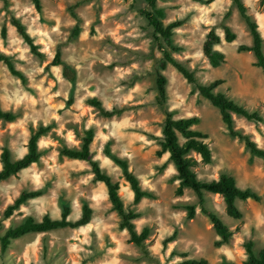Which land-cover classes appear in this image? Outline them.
I'll list each match as a JSON object with an SVG mask.
<instances>
[{
  "label": "rangeland",
  "instance_id": "rangeland-1",
  "mask_svg": "<svg viewBox=\"0 0 264 264\" xmlns=\"http://www.w3.org/2000/svg\"><path fill=\"white\" fill-rule=\"evenodd\" d=\"M243 1L264 37L262 0ZM41 2L43 10L39 13L32 0H0V51L12 57L26 78L24 82L0 62V104L17 114L11 122L0 119V169L4 147L9 148L14 160L22 158L28 152L32 130L49 128L39 141L41 160L0 182V264H182L186 258H205L208 264H242L248 259V241H254L258 254L264 248V159L252 154L243 140L229 134L220 110L171 64L162 70L168 79V100L164 106L158 104L157 76L163 55L143 13L146 1ZM159 3L166 12V23L184 21L174 35V42L183 49L175 55L196 72L198 80L210 84L223 79L218 92L260 112L261 122L238 114L234 118L236 128L250 134L264 148V71L255 65L253 52L239 51L240 45L253 44V36L238 6L233 0ZM73 12L80 16L79 22ZM12 16L27 26L43 56L31 51L12 24ZM4 25L8 29L6 37L2 35ZM77 25L80 31L75 35ZM225 25L237 33L235 41L226 40ZM212 29L222 37L215 48L226 56V62L219 66H213L203 51ZM58 50L75 72L74 81L64 75L63 65L52 63ZM94 98L101 100L106 109L127 110L106 117L90 103ZM167 110L176 118H201L193 128L209 135L213 162L206 164L194 153L198 159L194 169L200 179L213 180L227 173L241 188L259 195V199H238L243 218L235 219L227 213L222 195L207 194V207L231 229L239 227L228 243L217 245L221 238L191 188L177 195L178 169L169 152L157 154L164 140ZM89 129L94 130V159L114 181L120 182L126 207L140 213L135 221L137 229L151 228L144 247L129 241L130 234L122 228L121 217L113 209L108 187L94 179L91 164L61 153L64 146L80 148ZM184 140L181 137L182 143ZM107 149L127 159L143 189L153 192L156 198L145 197L134 205V190ZM34 190H42L43 194L30 199L13 215H5L23 191ZM86 204L93 209L88 225L27 234L2 249L1 236L27 218H60L69 206V217L76 220ZM187 204L197 206L194 219L188 218ZM174 235L175 240L168 241Z\"/></svg>",
  "mask_w": 264,
  "mask_h": 264
},
{
  "label": "trees",
  "instance_id": "trees-1",
  "mask_svg": "<svg viewBox=\"0 0 264 264\" xmlns=\"http://www.w3.org/2000/svg\"><path fill=\"white\" fill-rule=\"evenodd\" d=\"M8 3V0H4ZM39 13H42L43 6L41 0H32ZM147 8L143 10L144 15L149 21V24L154 29V39L162 52V59L160 63L161 70L158 71L157 76V101L158 104L164 106L168 100V79L162 70L167 69L168 65H173L188 81L189 84L196 86L200 94L209 99L211 103L220 110L224 123L228 126V132L233 137H238L243 140L251 153L262 157L264 159V148L260 147L258 143L251 137L250 134L243 132L236 128L234 114L242 115L249 121H263V117L259 111L252 110L245 104L239 103L223 92H218L217 88L224 83L223 79H217L210 84L201 83L198 80L196 72L175 53L181 51L183 47L176 45L174 42L175 31L184 25L181 19L173 20L166 23L164 18L166 12L164 7L160 5L159 0H145ZM214 0H208V3ZM234 4L238 6L242 17L247 22L253 36L252 45H240L239 51H251L256 56L255 65L262 68L264 71V37L257 21L253 19L252 14L248 10V6L243 0H233ZM264 5V0H262ZM73 16L80 21V16L73 12ZM229 17V15H228ZM227 17V18H228ZM12 24L16 27L18 33L22 36L25 42L31 48V51L43 56L36 44L34 37L30 34L27 26L17 16H12ZM226 40L229 42L235 41L238 37L229 25L224 26ZM80 31V26L74 28L73 34L77 35ZM7 26L2 27V35L7 36ZM222 42V37L212 29L204 42L203 51L209 58L213 66H219L226 62V56L223 52L217 50L216 45ZM0 62H4L12 74L20 77L24 82L26 80L24 73L15 65L12 57L0 51ZM54 65L64 66V75L69 79L75 80V72L62 59V52L57 51L54 60ZM92 105L97 107L102 115L106 117H113L123 114L127 107H113L106 109L101 100L94 98L90 101ZM17 114L10 110H5L0 104V119L11 122L16 120ZM201 121L199 116L189 118H176L173 112L167 110L164 123V140L161 142L162 148L157 152L159 156L169 152L170 158L175 162L178 169L179 186L176 189L177 195H183L186 188H191L199 198V204L202 212L211 220L214 228L219 234L221 240L217 245L228 243L234 237L235 233L239 231V227L231 229L228 224L221 218V216L213 209L207 207V194L215 193L223 196L226 205L227 213L235 219L243 218V212L239 208L237 201L248 200L250 198L259 199V195L251 189H244L238 185L236 178L227 173H223L219 178L213 180H202L198 176L194 167L198 164V159L194 153L198 154L201 160L206 164L213 162V152L207 139L209 135L205 132L195 130L193 126ZM49 128L40 126L38 129H33L28 142V152L19 159L14 160L8 147H4L1 158L3 166L0 169V182L9 179L11 176L18 175L22 170L30 167L34 163L41 160L42 153L39 147V141L42 136L47 134ZM181 137L185 140L182 143ZM94 140V130L89 129L83 137V143L80 148L64 146L61 153L67 157L85 160L91 164L94 179L101 181L108 187L109 198L113 209L121 217V226L128 230L130 234L129 241L137 246L144 247L147 239L150 238L151 228L145 227L142 231L137 229L136 219L140 217V213L134 208H127L121 196V184L114 181L101 167L100 162L94 159L92 152V142ZM107 154L110 155L114 161L123 168L124 176L130 183L134 190V205H138L143 198H156V195L143 189L139 177L130 170L127 159L118 155H114L109 149ZM42 190L23 191L21 195L15 200L13 204L8 206L5 211L7 217L13 215L16 210H19L26 202L32 198L42 195ZM185 208L188 210V218L194 219L197 213V206L195 204H187ZM70 207L66 206L60 218H52L45 216L41 221L29 217L22 224L9 228L4 235L1 236L2 249L6 250L11 243L27 234L48 232L62 228H78L88 225L93 218V209L89 205H84L82 216L76 220L70 219ZM175 240V235L170 237L168 241ZM254 241H248L245 248L248 252V259L242 264H264V248L257 254L254 250ZM186 256V253H184ZM182 264H208L205 258L195 259L186 258Z\"/></svg>",
  "mask_w": 264,
  "mask_h": 264
}]
</instances>
